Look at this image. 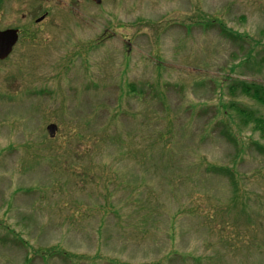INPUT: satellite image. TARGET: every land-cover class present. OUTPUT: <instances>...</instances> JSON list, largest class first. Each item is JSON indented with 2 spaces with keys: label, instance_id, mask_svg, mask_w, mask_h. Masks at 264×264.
Returning a JSON list of instances; mask_svg holds the SVG:
<instances>
[{
  "label": "rangeland",
  "instance_id": "rangeland-1",
  "mask_svg": "<svg viewBox=\"0 0 264 264\" xmlns=\"http://www.w3.org/2000/svg\"><path fill=\"white\" fill-rule=\"evenodd\" d=\"M10 28L0 264H264V0H0Z\"/></svg>",
  "mask_w": 264,
  "mask_h": 264
},
{
  "label": "trees",
  "instance_id": "trees-1",
  "mask_svg": "<svg viewBox=\"0 0 264 264\" xmlns=\"http://www.w3.org/2000/svg\"><path fill=\"white\" fill-rule=\"evenodd\" d=\"M222 32H225L228 36H238V35H235L237 33L233 32V31H229V29H226L225 27H222ZM252 53L250 52L249 53V57H251ZM250 85L248 86V92H247V96H250L254 99H257L261 102H264V86L262 85H254L252 83H249ZM253 86H256V90H253ZM242 115L246 116V117H251L249 119H247L248 121H251V122H254L256 124V127L257 128H261L262 124L264 123V121L259 118V117H255L253 115H249L247 114L246 112L244 111H241ZM260 150L264 153V145H260ZM213 172L215 171H219L223 174V172L227 173L228 177L231 179L232 182H234L237 177V172L233 167H226V168H223V167H216V166H213L211 167ZM239 195V191L236 192V196ZM120 213H119V209L117 208V216H119ZM51 254V253H50ZM109 256V255H108ZM60 257H63L61 254L55 252L53 253V259H57V260H60L62 258ZM84 262L85 264H91L90 263V260H88L87 258L84 259ZM67 264H70V262H68ZM108 264V263H106Z\"/></svg>",
  "mask_w": 264,
  "mask_h": 264
},
{
  "label": "water",
  "instance_id": "water-1",
  "mask_svg": "<svg viewBox=\"0 0 264 264\" xmlns=\"http://www.w3.org/2000/svg\"><path fill=\"white\" fill-rule=\"evenodd\" d=\"M96 4H101L102 0H91ZM44 19V16L40 17L37 22ZM19 38V31L17 29H7L0 31V60L7 58L13 50V47L17 43ZM58 130L56 124H50L47 126V131L51 138L55 137Z\"/></svg>",
  "mask_w": 264,
  "mask_h": 264
}]
</instances>
